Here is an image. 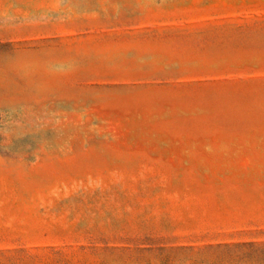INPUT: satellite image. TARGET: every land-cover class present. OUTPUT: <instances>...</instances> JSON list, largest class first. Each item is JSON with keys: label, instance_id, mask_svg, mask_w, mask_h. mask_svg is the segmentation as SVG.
I'll list each match as a JSON object with an SVG mask.
<instances>
[{"label": "rangeland", "instance_id": "1", "mask_svg": "<svg viewBox=\"0 0 264 264\" xmlns=\"http://www.w3.org/2000/svg\"><path fill=\"white\" fill-rule=\"evenodd\" d=\"M0 264H264V0H0Z\"/></svg>", "mask_w": 264, "mask_h": 264}]
</instances>
